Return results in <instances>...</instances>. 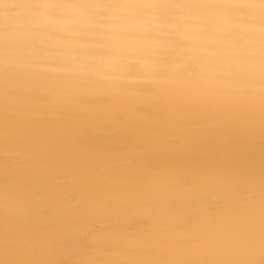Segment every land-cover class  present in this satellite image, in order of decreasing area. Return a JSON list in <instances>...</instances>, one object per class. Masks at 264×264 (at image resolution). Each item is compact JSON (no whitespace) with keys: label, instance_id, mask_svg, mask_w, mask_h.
Listing matches in <instances>:
<instances>
[{"label":"bare ground","instance_id":"6f19581e","mask_svg":"<svg viewBox=\"0 0 264 264\" xmlns=\"http://www.w3.org/2000/svg\"><path fill=\"white\" fill-rule=\"evenodd\" d=\"M32 7L0 0V264H264V0L211 55L42 43Z\"/></svg>","mask_w":264,"mask_h":264},{"label":"clouds","instance_id":"9594fccd","mask_svg":"<svg viewBox=\"0 0 264 264\" xmlns=\"http://www.w3.org/2000/svg\"><path fill=\"white\" fill-rule=\"evenodd\" d=\"M114 7L104 0H33L32 26L40 42L64 43L88 37L119 43L125 33L152 37L160 48L179 47L195 54H214L229 43L234 23L217 7L222 0H125ZM190 45L185 48L174 37Z\"/></svg>","mask_w":264,"mask_h":264}]
</instances>
